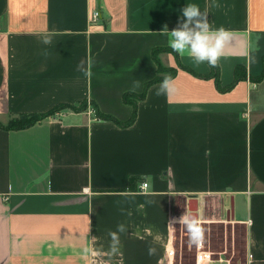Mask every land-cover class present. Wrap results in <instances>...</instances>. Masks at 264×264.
I'll return each instance as SVG.
<instances>
[{
  "label": "crops",
  "instance_id": "obj_1",
  "mask_svg": "<svg viewBox=\"0 0 264 264\" xmlns=\"http://www.w3.org/2000/svg\"><path fill=\"white\" fill-rule=\"evenodd\" d=\"M187 3L232 34L217 78L161 33ZM263 55L264 0H0V123L87 101L0 126V264H175L182 213L242 228L235 264H264ZM157 62L175 69L172 95L156 81L130 124L96 116L93 103L128 120L123 94L141 93ZM222 253L209 264H231Z\"/></svg>",
  "mask_w": 264,
  "mask_h": 264
},
{
  "label": "clouds",
  "instance_id": "obj_2",
  "mask_svg": "<svg viewBox=\"0 0 264 264\" xmlns=\"http://www.w3.org/2000/svg\"><path fill=\"white\" fill-rule=\"evenodd\" d=\"M161 33L168 37L169 47L179 54L189 55L196 63L207 62L211 66H216L219 58L224 54L225 42L231 39V33L223 26L213 28L209 22L208 14L202 11L195 3H187L181 10L178 26L168 29L167 25ZM55 33L45 31L40 33L41 43L44 45L52 44ZM139 86V82H135ZM175 92V85L171 77L161 80L156 90V95L170 96ZM177 224H183L189 234L190 241L195 245L203 239V227L197 217L193 214L182 213L178 217L171 219ZM126 231L124 224L117 226V231L110 233V255L119 252L120 239L119 233ZM85 251H87L85 249ZM153 248H149L152 253Z\"/></svg>",
  "mask_w": 264,
  "mask_h": 264
},
{
  "label": "rangeland",
  "instance_id": "obj_3",
  "mask_svg": "<svg viewBox=\"0 0 264 264\" xmlns=\"http://www.w3.org/2000/svg\"><path fill=\"white\" fill-rule=\"evenodd\" d=\"M203 242L212 251L214 257L224 252L231 264H235L243 256V230L222 222L203 223ZM177 250L174 253L175 264H194L196 244L190 239L186 227H179L176 232Z\"/></svg>",
  "mask_w": 264,
  "mask_h": 264
},
{
  "label": "trees",
  "instance_id": "obj_4",
  "mask_svg": "<svg viewBox=\"0 0 264 264\" xmlns=\"http://www.w3.org/2000/svg\"><path fill=\"white\" fill-rule=\"evenodd\" d=\"M162 49H169V48H153L152 50V54L153 57L156 59V53L159 50ZM263 62H264V55H263ZM158 66H157V75L151 79L150 81H148L145 85V89L141 92V93H133V92H125L123 94V101L126 103H130L133 105V112L131 117L126 120V121H119L116 118H114L112 115L109 114H105L101 111H99V109L97 108L96 104L93 103V106L95 108V112H96V116L99 118H103V119H108V120H112L117 122L118 124L121 125H127L130 124L132 121H134L135 117H136V102L138 99L142 98L145 94V90L146 88L153 82L156 81H161L163 78L165 77H171L175 74V69L172 67H167V66H163L162 64H160L159 62ZM182 65V64H180ZM213 68V73H214V77L217 78L218 77V65L216 66H212ZM239 67L236 68L235 70V78H234V82L236 80H238L239 78H241L240 74L238 73ZM262 76H264V69L261 72V74L256 78L257 80L260 79ZM232 84V83H231ZM230 84V85H231ZM87 107V101L84 100L83 102H80L79 104H59L57 106H55L54 108H51L50 110L46 111V112H42V113H25V114H20L16 117L10 118L6 124H1L0 126L5 127V128H13V129H18V128H22V127H26L28 125L33 124L36 121H39L40 119L52 115L55 112L64 109V108H69L72 110H83Z\"/></svg>",
  "mask_w": 264,
  "mask_h": 264
},
{
  "label": "built area",
  "instance_id": "obj_5",
  "mask_svg": "<svg viewBox=\"0 0 264 264\" xmlns=\"http://www.w3.org/2000/svg\"><path fill=\"white\" fill-rule=\"evenodd\" d=\"M99 17V11L93 10L91 13V21L97 20ZM147 186L146 182L140 184V188L144 189ZM212 251H210L204 244L203 240L196 244L195 263L194 264H209L212 260Z\"/></svg>",
  "mask_w": 264,
  "mask_h": 264
}]
</instances>
